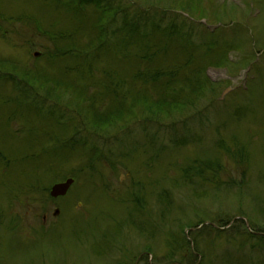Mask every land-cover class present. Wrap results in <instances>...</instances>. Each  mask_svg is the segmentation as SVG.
I'll return each instance as SVG.
<instances>
[{
	"label": "rangeland",
	"instance_id": "rangeland-1",
	"mask_svg": "<svg viewBox=\"0 0 264 264\" xmlns=\"http://www.w3.org/2000/svg\"><path fill=\"white\" fill-rule=\"evenodd\" d=\"M129 1L149 14L172 8L188 20L234 32L242 44L229 53L227 66L208 68L215 84L210 98L177 116L180 146L157 141L162 154L152 158L151 152H142L152 135L144 136L133 119L131 127L119 122L107 130H113L108 139L109 150L115 154L90 163V153L78 144L51 148L50 136H56L53 132H59L63 120L37 114L33 117L37 122L30 125L35 130L28 135L22 129L34 111L17 108L15 98L21 89L13 82H19L15 75L28 82L40 76L38 71L48 74L40 78L43 90L39 97L51 100L54 115L66 116L75 110L77 122H82L85 108L91 107L95 118L114 112L107 90L111 68L96 63L108 55L97 50L91 56L79 50L88 43L94 8L72 13L50 0H0V151L4 157L21 147L39 161H53L57 168L50 180L43 174L41 184L36 185L37 180H21L13 164L12 174L0 162V264H135L136 260V264H226L229 260L250 264L245 259L248 252L254 264H264V251L248 249L240 236L251 222L258 233L264 232V0ZM33 19L43 26L42 31H37ZM34 50L41 53L36 57ZM189 99L183 95L179 100ZM212 107L215 114L210 112ZM135 112L141 116L138 109ZM72 125L76 124L70 118V130ZM232 137L246 144L247 173L220 149V141L231 149ZM42 142L45 148H38ZM56 150L61 154L56 155ZM148 153L151 163L146 161ZM202 157H209L215 165L204 168L200 183L194 175V186L186 184L184 166ZM56 173L74 178L64 196L52 197L48 192ZM215 181L219 186H213ZM158 192L167 204L163 209L156 198ZM227 217L230 220L223 226L215 222ZM200 219L212 222L222 233L207 237L199 227L190 231V223ZM235 221L239 222L235 225ZM182 229L189 250L196 255L189 256V261L180 258L181 252L167 255L169 232L181 235ZM198 230L200 236L191 234Z\"/></svg>",
	"mask_w": 264,
	"mask_h": 264
},
{
	"label": "trees",
	"instance_id": "trees-1",
	"mask_svg": "<svg viewBox=\"0 0 264 264\" xmlns=\"http://www.w3.org/2000/svg\"><path fill=\"white\" fill-rule=\"evenodd\" d=\"M50 1L72 13L83 11L86 8H94L95 17L89 21L90 35L87 40L88 43L81 46L82 48L79 50L82 53H85L87 50L91 56L97 50H100L102 55L105 54L111 57H103V59L96 63L103 64L109 62L111 69H109L107 79L112 82L107 90L113 97L115 111L107 113V115L104 113V115L95 118L92 108H85L81 111V116L84 117L82 122H77L73 119L74 116H77L75 110H72L68 115L65 114L66 116L62 113L54 115L55 106L49 105L42 97H39V94L43 90L41 87L43 82L40 78L49 75L45 76V74L38 71L40 76L36 77V79H29L28 82L21 80H26L24 76L18 78L15 75L19 82H17L18 84L13 82V84L21 89H18L20 93L15 98L19 102L18 105H20L17 108H27L30 111L33 109L34 111L30 120L26 121L27 125L24 124L22 129L28 135L34 131L35 129L30 125L34 126L33 124L37 122V120H33V117L37 114L54 119L57 122L63 120V124L58 125L60 127L59 132L55 130L53 132L56 133V136H50L52 144H49L51 148L78 144L85 152L90 153V163H93L92 161L99 156H104V160H106L108 154H115L109 150L108 139L113 130L110 132H107V130L117 127L119 121L126 126H132L129 123L134 119L139 125L136 128L145 132L143 133L144 136L152 135L150 141H148L147 148L142 150L146 154L148 151L151 152L152 158H156L158 153L162 154L157 141L161 142L164 146L170 143L173 147H177L181 143V136L178 134L180 123H177V116H179L183 109H189V111L193 107L196 109L205 100L210 98L214 90L215 84L206 76L205 70L208 67L227 66L229 63L227 61L228 52L238 49L239 45L242 44V40L234 32H226L221 28L215 29L212 32L208 31L203 25L188 20L187 17H184L172 8H158L163 10H154L152 14H149L147 9L140 8L129 0ZM33 20L37 24V31H42L43 26H39V21ZM84 20L85 18L81 19L79 23L81 29H84ZM118 22L121 25L120 28L117 25ZM242 37L244 40V36ZM249 40H251L250 36ZM49 49L50 47H48ZM55 49L57 51H66L68 47H64V50L58 47H55ZM45 53H47V48ZM98 57L95 58V61ZM2 72L0 69V73ZM1 77L2 75L0 74V79ZM136 86L139 89H136ZM121 89L122 96L120 97ZM183 95L190 97V99L185 102L179 100ZM2 96L3 94L0 92V97ZM81 105L85 106L83 102ZM213 106H217V104ZM0 107L3 109V105ZM1 108L0 111H3ZM136 109L141 113L140 117L135 114ZM210 112L215 114L216 110L212 107ZM235 112H238V110ZM0 115H3V113L0 112ZM235 117L239 118V113ZM70 118L76 124L72 125L71 130L68 127ZM224 121H226L225 118ZM24 126H27L29 130ZM216 126L218 128L220 124ZM222 127L226 128L224 125ZM22 129H19V131ZM121 132H124V130ZM231 140L233 150H231L232 147L228 149L222 141L219 142L220 149L228 153L236 162L241 163L243 173H247V161L245 159L246 144L243 142L239 143L236 137H232ZM42 143L38 145V148L44 146L45 143ZM34 148L36 146H33V151ZM149 148H152V150H149ZM16 151V156L12 155ZM3 153L4 151H0L1 164H3L2 162L5 161V157L7 156L5 162L6 168L3 169L13 174L14 172L11 171V165L13 164V170L15 167L17 168L21 180H25V177L37 180L35 184L39 185L43 179V174L47 175V180H50L49 176L54 175L53 173L57 171L53 161H39L37 160L39 157H35L33 153H24L21 147L15 151H9L4 157ZM60 154L57 151L56 155ZM151 155L148 153V158H146V161H149V163L152 160L150 158ZM202 158L197 159L196 163L184 166V177L188 178L186 179V184L194 186V175L199 176V180L194 181L200 183L202 178H205L203 177L204 168L215 165L214 162L208 160L209 157ZM188 172H191V175H187ZM64 177L57 176L55 180L50 182ZM212 183L214 187L219 186L218 181ZM161 195L162 192H158L156 198L162 204L163 209L167 204L162 200ZM229 220L230 218L227 217L215 222L223 226ZM203 221L206 220H197L190 223V226L195 227ZM238 222L235 221V225ZM249 225L250 229L243 227L244 232L240 234L241 239H243L242 243L245 240L248 243V249L256 247L264 251V234L258 233L259 230H257V226L253 222ZM199 230H204L207 237L212 232H216L217 236L222 233L219 229L213 228L211 224L202 225ZM199 230L193 231L191 234L194 233L200 236ZM180 234L169 232L167 241L169 248V252H167L168 257H173V255L181 252L180 258L183 260H188L189 256L193 259L196 255L189 250L188 240L183 235V229ZM196 249L198 250L197 246ZM201 254L204 257V253ZM245 259L249 260L250 264H254V259L250 252L246 254ZM226 264L232 263L229 260Z\"/></svg>",
	"mask_w": 264,
	"mask_h": 264
},
{
	"label": "water",
	"instance_id": "water-1",
	"mask_svg": "<svg viewBox=\"0 0 264 264\" xmlns=\"http://www.w3.org/2000/svg\"><path fill=\"white\" fill-rule=\"evenodd\" d=\"M72 179L71 178H67L65 181L63 182H59V183H55L51 186L50 188V195L52 197H57V196H61L64 195L69 187V185L71 184Z\"/></svg>",
	"mask_w": 264,
	"mask_h": 264
},
{
	"label": "bare ground",
	"instance_id": "bare-ground-1",
	"mask_svg": "<svg viewBox=\"0 0 264 264\" xmlns=\"http://www.w3.org/2000/svg\"><path fill=\"white\" fill-rule=\"evenodd\" d=\"M117 25H118V27L120 28V23L118 22L117 23ZM48 101H51V100H46L45 102H48ZM7 104V103H6ZM8 105H9V101H8ZM25 122H23L22 124H24ZM139 169V172H140V170H141V167L140 168H138ZM261 234H264V233H261Z\"/></svg>",
	"mask_w": 264,
	"mask_h": 264
}]
</instances>
